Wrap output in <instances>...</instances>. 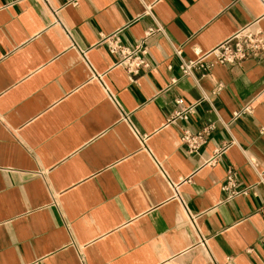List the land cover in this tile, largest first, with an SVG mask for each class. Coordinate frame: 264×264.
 Masks as SVG:
<instances>
[{"label":"crops","instance_id":"crops-1","mask_svg":"<svg viewBox=\"0 0 264 264\" xmlns=\"http://www.w3.org/2000/svg\"><path fill=\"white\" fill-rule=\"evenodd\" d=\"M263 15L264 0H0V264H264V56L181 69ZM114 33L147 48L135 81ZM208 124L190 151L183 130Z\"/></svg>","mask_w":264,"mask_h":264},{"label":"built area","instance_id":"built-area-1","mask_svg":"<svg viewBox=\"0 0 264 264\" xmlns=\"http://www.w3.org/2000/svg\"><path fill=\"white\" fill-rule=\"evenodd\" d=\"M153 32H155V29H149L147 36L151 35ZM105 41L111 53H119L121 55L118 65L126 70L131 81H135L142 70L151 67V63L147 57V48L142 44H138L136 47H127L122 44L118 33L106 37ZM195 52L196 57L194 59L182 62L181 69L184 75H189L196 69L202 72L209 71L214 66V63L208 60L210 55L216 57V63L225 65L240 63L251 57L261 58L264 56V30L259 25V19H257L238 29L231 37L214 49L205 52L197 48ZM177 54L181 56V49L177 50ZM177 102L183 105L182 99H178ZM244 110L250 111L251 106H247ZM191 112L192 108L183 106L181 110L175 111L170 118V123H178L179 120H187ZM239 115L240 112L235 113V117ZM214 130V124L203 126L196 133L184 129L181 134V142L186 145L190 151L197 152L207 138L212 135ZM238 185L237 171L230 170L223 183V189L229 193L230 198H234L240 193L238 191ZM174 190L175 194L178 193L176 188ZM180 199L185 208L188 209L184 197L180 196ZM260 211L264 214V206L260 208ZM262 242H264V237L262 238Z\"/></svg>","mask_w":264,"mask_h":264}]
</instances>
